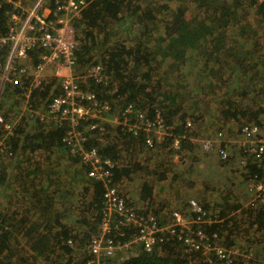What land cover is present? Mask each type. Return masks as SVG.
<instances>
[{
  "label": "trees",
  "instance_id": "trees-1",
  "mask_svg": "<svg viewBox=\"0 0 264 264\" xmlns=\"http://www.w3.org/2000/svg\"><path fill=\"white\" fill-rule=\"evenodd\" d=\"M11 10L10 4L0 6V33L8 29ZM74 28L75 65L82 75L92 64L102 67L100 81L86 76L80 84L109 102L106 117L131 103L147 118L160 111L173 125L172 133L185 136L175 160L165 147L147 146L142 131L132 135L107 120L103 133L87 132L85 148L94 146L112 160L111 185L117 189L135 172L143 173L140 210L161 215L163 205L152 201L166 189L174 210L193 217L182 208L183 184L197 183L191 170L201 175L198 166L186 168L188 159H182V152L197 144L189 138L191 126L196 137L236 122L264 128V0H93ZM39 50L29 53L34 63ZM50 88L38 91L45 103L33 102L32 93L25 108L17 87L7 86L1 97L0 112L14 123V131L5 139L11 154H0V264H70L76 258L66 240L83 242L99 230L104 184L90 178L67 151L62 142L66 124L34 115L47 112ZM223 165L233 167L230 159ZM247 170L243 181L259 172L253 164ZM215 181L201 184L216 185L214 192L210 189L214 200L196 201L216 220L207 229L219 234L218 243L236 246L247 232L264 234V205L245 204ZM128 251L107 264H222L214 254L210 259L200 251L187 255L168 232L151 253Z\"/></svg>",
  "mask_w": 264,
  "mask_h": 264
},
{
  "label": "built area",
  "instance_id": "built-area-1",
  "mask_svg": "<svg viewBox=\"0 0 264 264\" xmlns=\"http://www.w3.org/2000/svg\"><path fill=\"white\" fill-rule=\"evenodd\" d=\"M92 1L0 0V6L12 5L8 29L0 33V93L3 94L7 86L19 88L25 108L30 106L28 101L32 93L33 102L42 100L38 91L50 85L47 112H35V117L39 116L41 121L52 119L59 124H66L62 142L67 151L79 159L90 178L104 184L99 230L83 242L72 238L66 240L67 245L79 251L77 259L71 264H107L113 255L129 252L132 247L151 253L156 242L167 232L177 237L187 255L200 251L206 259H210L212 254L216 255L222 264H264V252L258 254L219 244V234L207 229V225L216 220L212 221L211 215L194 199L188 201L193 217L173 211L169 215L170 220L164 223L155 212L140 210L119 193L116 185H111L112 160L103 157L94 146L85 148L87 132L103 133L105 113L110 110L108 101L100 99L80 84L86 76H93L96 81H100L102 67L90 65L87 68L88 75L76 73L72 69L76 63L77 48L74 20L81 17L82 10ZM35 48L40 50L34 63L29 53ZM55 89L59 93L54 95ZM42 102L45 103V100ZM110 120L122 125L125 128L123 131L132 135L142 131L147 146L162 144L172 134L160 111L152 119L147 118L141 109L131 103L113 111ZM0 123L3 130V134H0V154L6 152L10 155L5 139L12 135L14 123L6 120L1 112ZM185 124L191 126L189 118ZM239 134L240 138L236 140L239 144V165L246 173L247 166L251 164L259 169V172L250 174L247 185H244L251 195L248 204L262 206L264 128L255 123H246L240 126ZM221 137L222 132L219 131L203 142L209 144V149L217 146L219 156L224 158L227 156L226 147L232 141ZM179 142L180 137L173 136V146L178 147ZM130 230L132 233L126 238Z\"/></svg>",
  "mask_w": 264,
  "mask_h": 264
},
{
  "label": "rangeland",
  "instance_id": "rangeland-1",
  "mask_svg": "<svg viewBox=\"0 0 264 264\" xmlns=\"http://www.w3.org/2000/svg\"><path fill=\"white\" fill-rule=\"evenodd\" d=\"M72 67H73L72 69L76 71V73H80V72L82 73V71L79 70V66H76L74 64ZM1 97L2 94L0 93V105H1ZM110 119L111 117H105L104 121L108 120L111 123H113ZM103 125L104 127L106 126L104 123ZM168 125L170 127V132H172L173 125L171 124ZM239 128L240 125L237 122L229 124L222 129L220 128L218 129V127L214 126L213 128L206 130L205 133H203L202 135L196 137L195 135H192V131L196 132L197 129L194 126H191L190 128L191 134L189 138H191L192 141L196 140L197 144L195 148L189 147L188 151L182 152V159L184 160L188 159L185 165L187 166L186 168H189V166L192 167L198 166L199 170L201 171V175L196 174L194 170H191L193 171L191 177L197 181L196 185L190 187L187 184H183L187 186V190L184 192L187 194V197L182 200L184 205L182 206V208L184 209L183 212L185 211L191 212L190 208L188 207V201L190 199L197 200L198 198L201 197V199L204 198V199H210L211 201L214 200L215 197L212 194L214 192V187H216V185H210V189L213 192L210 191L207 185H201L204 179H208L212 177L216 179L215 181L216 184L219 183L221 184L222 187H227L228 190L232 191L237 197H240V199L245 204H248V201L251 199V195L247 191L246 186H244L247 185L248 178L244 181L242 180V173H246V171L243 167L240 166L241 165L239 161L240 155L239 152L237 151L239 144L238 141L236 140L240 138ZM219 131L222 132L221 139L222 138L230 139L232 141L229 144V146L226 147L227 156L224 158L219 156L218 153L219 148H217V146H214L209 149V144L203 142L205 139H207L210 136H213L215 133ZM173 136L176 135H174L173 133L170 134V136L168 137L169 139H166L164 143L156 144V145H158L159 148L161 149L162 146L165 147L170 152L171 156L173 155V159L178 160L181 156V154L179 153V149L182 146L183 139L185 136L184 135L179 136L180 142L178 147H174L172 144ZM217 143L219 142H216V144ZM220 143L223 144L222 140H220ZM229 159L232 161L233 167H230L228 165H223L226 164L229 161ZM220 162L223 164H221ZM236 169H238V171ZM142 182H143V173L137 171L133 176H131L130 180L126 179L124 185L118 186V190L120 191V193L123 196H126L128 200L132 201L133 204L137 207H139L138 195ZM211 187H213V189ZM161 193L162 194L159 193L155 194L152 203L155 207H159L161 204L163 205L164 209L162 212H160L161 215L159 214L158 217L160 219H163L164 222H168L170 220L169 217L170 213L173 211H177L174 210L176 208L175 200L172 198V194L171 192H169V190L166 189L161 190ZM165 197H169V199L165 200ZM240 239L241 240L239 243L236 242L240 246L236 245L230 247H238L240 250L257 252L258 254H262L264 252V234L260 233V231L247 232L246 235ZM71 254H72L71 258L77 259V254H79V251L74 250L71 252ZM71 262H73V260L70 261V264ZM49 264H54V263L52 261Z\"/></svg>",
  "mask_w": 264,
  "mask_h": 264
}]
</instances>
